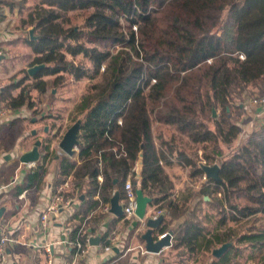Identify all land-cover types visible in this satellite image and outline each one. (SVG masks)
Here are the masks:
<instances>
[{
    "label": "trees",
    "instance_id": "obj_1",
    "mask_svg": "<svg viewBox=\"0 0 264 264\" xmlns=\"http://www.w3.org/2000/svg\"><path fill=\"white\" fill-rule=\"evenodd\" d=\"M26 1L19 5L27 12L22 25L37 23L36 38L25 37L34 55L30 66H46L33 77L28 69L13 75L0 92V107L37 114L32 92L46 93L49 76L55 85L67 75L106 80L91 84L73 111L74 121L81 119L79 157H63L60 185L71 179L81 189L84 206L74 215L110 204L117 191L125 203L131 178L152 204L165 207L159 233L187 215L173 230L174 249L195 256L232 242L210 264H241V257L264 264V120L237 144L244 100L264 96V0H38L31 7ZM5 4L12 11L17 2ZM78 56L91 65L76 63ZM154 123L172 128V137L158 145ZM173 159L192 178L206 176L204 164H220V179L206 178L200 189L218 222L191 210L190 193L172 198L176 185L165 166ZM200 234L209 237L197 242ZM87 238L81 226L71 234L83 246Z\"/></svg>",
    "mask_w": 264,
    "mask_h": 264
},
{
    "label": "crops",
    "instance_id": "obj_2",
    "mask_svg": "<svg viewBox=\"0 0 264 264\" xmlns=\"http://www.w3.org/2000/svg\"><path fill=\"white\" fill-rule=\"evenodd\" d=\"M7 1L17 2L14 10L11 11L5 6ZM3 2L0 0V6H4L0 8V92L13 75L28 69L34 58L31 48L25 43L24 30L19 25L21 23L23 27L22 18L27 13L21 14L19 10L23 0ZM18 15L20 19L17 18ZM247 107L251 108L253 119L248 123V133L243 136L244 138L240 134L237 144L252 133L254 125L264 120L263 106L249 102ZM1 108L0 110H6L8 114L0 113V236L8 234L16 241L7 245L6 255L0 264H48V255L44 250L47 244L53 245L52 264H194L192 260L194 256L184 247L174 249L172 244L170 247H165L161 253H151L146 250V241L142 238L148 229L146 218L158 212L163 213L165 207H161L162 204L151 203L144 219H140L136 214L117 216L111 208L108 212L105 210L107 205L87 212L83 211L76 217L78 210L83 209L85 198L81 194L80 187L72 184L71 179L67 181L70 186L64 191L66 197L72 198V202L62 208L57 217H52L47 225H44L41 220L42 214L65 184L60 185L63 178L61 169L63 157L69 156L73 160H78L79 149L77 147L75 154L71 156L59 146L69 129L65 118L63 123L55 124V114H48L43 117L45 119L42 120L43 127H29L25 125L28 117L23 114L25 110L30 112L28 108L17 110ZM37 120L39 118L37 119L36 115L31 117L33 124L39 123ZM46 127L48 130L45 129ZM34 130L37 131L35 134H33ZM37 140L42 141L40 146L42 157L35 162V166L29 167L21 162V155L32 150ZM47 145L50 146V150L44 149ZM139 167L136 163L137 171ZM181 167L183 166L175 159L165 166L169 178L176 185L172 195L174 199H179L184 192L183 184L179 183L176 177L177 170ZM70 193L74 194V198ZM95 200H100L99 195ZM120 202L125 205L121 200ZM186 216L175 222L171 221L169 231L175 230L186 220ZM169 218V215L166 216V219ZM78 226L82 227V231H86L87 239L99 236L101 240L98 245L92 244L90 240V245L87 246V252L84 254L77 250L72 252L77 242L71 240V234ZM158 229L155 230V234L160 236ZM200 235L209 237L208 234ZM103 237L108 242L112 237L117 238V245L106 251ZM200 240L197 239V242ZM177 250L179 251L177 256L185 254L191 260L172 258V251Z\"/></svg>",
    "mask_w": 264,
    "mask_h": 264
},
{
    "label": "rangeland",
    "instance_id": "obj_3",
    "mask_svg": "<svg viewBox=\"0 0 264 264\" xmlns=\"http://www.w3.org/2000/svg\"><path fill=\"white\" fill-rule=\"evenodd\" d=\"M36 2H38V0H28V1H26V3H27L26 5L31 6V5H34ZM26 15H27V13H26ZM17 18L20 19V15H18ZM76 23L81 25L83 23V21H82V19H78ZM19 25L24 30L23 31L24 36L27 37L28 34H30V29L33 27H29V28H28V26L22 27L21 23ZM75 61H76V63H84L87 66L91 65L90 60H88L87 58L85 59L82 56H78V58H76ZM27 67H28V64H27ZM30 67H32V66H30ZM30 67H28V68H30ZM103 69H102V71H103ZM47 79H49L50 85H49V88H48L46 93L38 94L37 91L32 92L34 99L39 102L37 114L33 113V111H30V110H29L30 112H28L27 110L24 109L25 111L23 112V114L28 117L26 119L27 123L25 125H27L29 127L41 128V127H43V124H44V121H42V120H45L43 117H45L48 114H55V119H56L55 124L56 123H58V124L63 123V119L65 118L67 120L66 125L69 126V128H70V126L75 123V121H74L75 114L73 112L74 107L77 104V102H79L80 99L84 95H86L89 86H91V84H93V83H105V81H106L103 76H100V77L96 78L95 80H91L88 78L83 79V80H76L73 76L67 75L66 80L63 83H61L59 85H55L53 83L54 77L49 76V77H47ZM256 96H260V95L256 92L251 97L246 98L243 102V105H245V108H248V109H246L247 112L243 118V121H241L242 138H244L243 136L248 133V129H247V128H249L248 123L251 122V120L253 119V114L251 112V108L247 107V106L249 105V102L251 101V99L255 98ZM2 108L3 109H9L6 107H2ZM252 110H253V108H252ZM249 111L251 113H249ZM218 112L219 111L216 110V115L218 114ZM254 112H255V110H254ZM6 114H8V113H6ZM6 114H4V115H6ZM34 115H36L37 119L39 118V120H37L39 123L33 124V122L31 121V117H33ZM19 118L21 119V116ZM47 123H51V122L47 121ZM254 123H255V121H254ZM153 129H154L155 136L157 138V144L158 145L161 142V140H164L166 138L170 139L172 137L173 129L168 127V126L166 127L164 124L154 123ZM185 139H188V137H185ZM185 146H188V145H185ZM188 150L190 152H192V151L197 152L199 150V146H194V148H191L190 146H188ZM200 153H201V150L199 151V154ZM190 173H191V170L189 168L183 166L179 170H177L176 177H177L178 182L179 183L181 182L183 184L182 189L186 193H190L192 196V198L190 200L191 201V204H190L191 210H193L198 216L200 215L201 217L208 216V215L212 216L213 219L215 220V222H218V220L220 219V215H216L215 208L213 207V205L208 203V202L212 201L211 198L209 196H207L209 199H206L205 198L206 196H203V194L200 192V189H201L202 184H203L202 181L206 180V179L204 177L192 178L190 176ZM191 189H193V190H191ZM189 190H191L192 192H189ZM221 196H222V194H219V197H221ZM253 223H254V221L252 220L249 222V225H252ZM237 225H239V224L229 225L223 229H226L228 227H236ZM200 236H202V235H199V237L197 238L198 240L201 239ZM221 245L222 244H219L216 248L220 247ZM177 252H179V251L178 250L176 252L172 251V256H173L172 258H176V260H182V259H186V258L191 260L190 257L188 255H185V254L180 256V257L177 256ZM245 252L248 253L249 249L246 248ZM237 259H238V261L241 262V264H254L251 261H248L246 257H241V258H237ZM192 260L194 261V264H210L212 261V252H209V253L208 252L207 253L200 252V254L195 255L192 258Z\"/></svg>",
    "mask_w": 264,
    "mask_h": 264
},
{
    "label": "water",
    "instance_id": "obj_4",
    "mask_svg": "<svg viewBox=\"0 0 264 264\" xmlns=\"http://www.w3.org/2000/svg\"><path fill=\"white\" fill-rule=\"evenodd\" d=\"M35 25L33 28L30 29V35L31 39H35L36 36L35 33ZM46 65L44 63L34 65L30 68H28V73L31 77L35 76L39 71H41ZM216 115V109L214 110V116ZM80 127H81V119L76 121L73 125L70 126V128L66 131L63 138L61 139L59 146L60 148L65 151L69 155H74L76 148L80 144ZM46 130L47 127L45 128ZM37 131L34 130L33 134H35ZM42 145L41 140H37L32 150L24 153L21 155V162L24 164H29L33 162H37L41 159L42 154L40 152V146ZM143 156L144 151L140 153V157L137 161L138 168L137 176L138 178H141L143 173ZM203 169L206 173V178H211L214 180H219V172H220V164L216 163L215 165H203ZM206 199H209L207 196ZM137 202L138 207L136 210V215L140 219H144L146 217L147 208L152 203V198L144 193V191L140 188L137 189ZM111 211L117 215L122 216L124 215V205L120 202V192L117 191L114 196L112 197L111 201ZM165 215L164 213L158 216L157 218L153 217H147L146 225L148 229L146 230L145 234L142 236V238L146 241V250L151 253H161L165 247H170L173 244V231H168V233L163 236V238H159L155 234V230L159 228L164 221ZM92 244L98 245L100 243V237L95 236L90 238ZM232 242H226L223 243L220 247L213 249L212 255H214L216 258L222 257L223 254L227 251L229 247L232 246Z\"/></svg>",
    "mask_w": 264,
    "mask_h": 264
},
{
    "label": "built area",
    "instance_id": "obj_5",
    "mask_svg": "<svg viewBox=\"0 0 264 264\" xmlns=\"http://www.w3.org/2000/svg\"><path fill=\"white\" fill-rule=\"evenodd\" d=\"M245 56L242 55V58H244ZM251 103H254L255 105H259V106H263L264 107V96H256L255 98H252ZM1 114H5L6 110H0ZM121 123V121H120ZM101 164V162H100ZM29 167H33L35 166V162L33 163H29L27 164ZM206 179V176L204 177ZM126 204L124 205V215L125 216H131L136 214V210L138 207V202H137V189L135 187V185L133 184V182L128 179L126 181ZM70 184L68 182H66L63 186V188L59 191V193L56 194V196L54 197L52 203L48 206V208L46 209V211L42 214L41 216V220L42 223L44 225H47V223L50 221V219L52 217H57L59 215V211L64 208L67 207L68 205H70V203L72 202V198L66 197L65 196V191L64 189L69 187ZM221 194V193H219ZM111 204H108L105 207V210L108 212V210L111 208L110 207ZM161 214H163L162 212H158L156 213L154 216H152L153 218H157L158 216H160ZM167 232H163V234H161L159 236V238H163V236H165ZM87 244L85 246H83V244L81 242H78V251L79 253H85L87 252V246H89L90 244V240L87 239ZM110 242L108 243V245L105 246V250L109 251L111 250L114 246L117 245V238L112 237L111 239H109ZM16 240L14 239V237L8 235V234H3L0 236V262L4 259L5 255H6V249H7V245L11 242H15ZM44 250L46 252V254L48 255V264H52L53 262V245L52 244H47L44 246Z\"/></svg>",
    "mask_w": 264,
    "mask_h": 264
}]
</instances>
